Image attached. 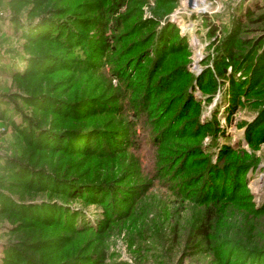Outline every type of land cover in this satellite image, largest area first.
Here are the masks:
<instances>
[{
  "label": "rangeland",
  "instance_id": "374dc122",
  "mask_svg": "<svg viewBox=\"0 0 264 264\" xmlns=\"http://www.w3.org/2000/svg\"><path fill=\"white\" fill-rule=\"evenodd\" d=\"M0 264H264V0H0Z\"/></svg>",
  "mask_w": 264,
  "mask_h": 264
},
{
  "label": "trees",
  "instance_id": "16d2710c",
  "mask_svg": "<svg viewBox=\"0 0 264 264\" xmlns=\"http://www.w3.org/2000/svg\"><path fill=\"white\" fill-rule=\"evenodd\" d=\"M208 232H209L208 225L204 224V225H202L201 227H199L197 229L196 236L199 237V238L200 237L204 238V237L207 236Z\"/></svg>",
  "mask_w": 264,
  "mask_h": 264
}]
</instances>
